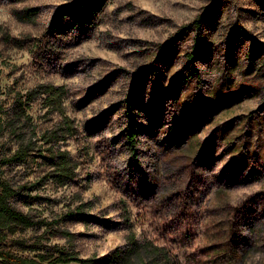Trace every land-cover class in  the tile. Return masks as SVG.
Returning a JSON list of instances; mask_svg holds the SVG:
<instances>
[{
	"label": "rangeland",
	"instance_id": "rangeland-1",
	"mask_svg": "<svg viewBox=\"0 0 264 264\" xmlns=\"http://www.w3.org/2000/svg\"><path fill=\"white\" fill-rule=\"evenodd\" d=\"M97 2L0 0L1 89L65 87L77 133L61 147L86 162L75 185L47 182L33 192L41 203L14 205L71 232L83 258L125 244L123 204L136 237L180 264H264V0ZM87 4L93 25L73 39L72 16ZM26 8L37 9L32 23L14 15ZM28 113L38 131L60 120L39 99ZM11 146L0 131V158ZM42 169L0 167V179L33 181ZM81 205L85 218L69 217ZM48 231L44 243L68 246Z\"/></svg>",
	"mask_w": 264,
	"mask_h": 264
},
{
	"label": "trees",
	"instance_id": "trees-1",
	"mask_svg": "<svg viewBox=\"0 0 264 264\" xmlns=\"http://www.w3.org/2000/svg\"><path fill=\"white\" fill-rule=\"evenodd\" d=\"M100 1L96 3L97 8L102 4ZM94 7L95 5L87 4L80 16H72L69 37L79 39L83 33V26L93 25ZM14 15L21 22L32 23L37 17V9L26 8L15 12ZM54 28V31L58 30L57 26ZM58 31L63 37L65 32ZM4 41L18 49L33 51L38 48V44L29 39L5 37ZM172 45L169 43L162 48L169 49ZM45 46L42 44L41 48H46ZM46 51L48 53L43 54V60L53 57V49ZM137 89L138 87L133 90L136 92ZM12 93L14 95L10 96ZM66 93L63 86L45 83L36 84L25 92L14 89L3 91L0 87V131L5 133L12 143L8 152L0 158V167L33 165L43 167L42 174L33 181L18 183L6 178L0 179V264H180L178 258L168 248L159 246L150 239L139 240L136 237L123 204L120 206V226L126 232L125 244L108 256L100 258L80 257L70 244L74 237L71 232L54 228L53 223L35 218L16 208L14 200L26 206L41 203L42 197L33 192L47 182L58 186L75 185L79 180L81 167L86 164L85 160L74 159L61 147L77 133L72 120L66 115L63 104ZM38 99L42 108L46 109V114L60 117L52 127L39 131L28 113L30 105ZM8 100H11V103H8ZM136 136L137 132L131 123L128 140L131 144L129 150L134 157ZM81 157L84 155L81 154ZM83 207V205L77 207L69 217L77 216L84 219ZM43 228L45 230L43 234L36 235L33 240L25 238L27 231L38 232ZM48 230L51 231V236L66 239L68 246H48L44 243V239L45 241L49 239L44 238Z\"/></svg>",
	"mask_w": 264,
	"mask_h": 264
}]
</instances>
